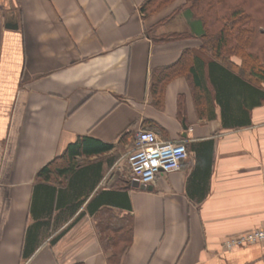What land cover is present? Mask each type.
I'll use <instances>...</instances> for the list:
<instances>
[{"label": "crops", "instance_id": "0c3cea01", "mask_svg": "<svg viewBox=\"0 0 264 264\" xmlns=\"http://www.w3.org/2000/svg\"><path fill=\"white\" fill-rule=\"evenodd\" d=\"M146 1L0 0V264H109L101 217L132 221L119 264H264L263 244L223 248L264 224V84L201 49L185 0L144 18ZM184 10L192 25L172 26ZM174 33L190 36L158 41ZM185 52L201 64L198 87L188 67L157 105L153 73ZM211 63L259 99L227 112ZM140 129L188 152L151 185L127 164ZM86 139L111 147L75 156L88 179L77 206L40 212L42 191L62 186L38 171ZM105 194L116 201L100 202Z\"/></svg>", "mask_w": 264, "mask_h": 264}, {"label": "trees", "instance_id": "16d2710c", "mask_svg": "<svg viewBox=\"0 0 264 264\" xmlns=\"http://www.w3.org/2000/svg\"><path fill=\"white\" fill-rule=\"evenodd\" d=\"M176 1L147 0L140 10L144 18H149ZM185 3L191 15L202 25L201 49L208 52L213 60L237 69L251 82L264 84V0H185ZM178 10L174 13L180 12ZM189 36L186 33H174L160 37L158 41H172ZM186 55L192 54L185 52L177 64L153 73L152 93L157 105L162 101L164 86L176 77L185 75L184 70L188 67L194 84L198 87L203 75L201 64L195 58L190 62ZM236 60L240 61L239 66ZM215 63H211V79L216 86L219 101L227 112L231 114L233 103L241 108L238 98L242 103L248 104L259 99L257 90ZM110 147L86 139L69 146L60 157L39 170L37 179L55 181L62 186L58 192L54 188L42 191L39 211L51 213L54 207L61 208L67 204H70V209L76 207L77 201L74 197L85 190L88 179L81 176L82 173H75V156L95 154L110 150ZM111 195L113 194H105L99 201L115 202L116 198ZM103 219L99 218L97 228L103 234L104 249L111 253L109 264H119L122 255L132 243V221L129 217Z\"/></svg>", "mask_w": 264, "mask_h": 264}, {"label": "built area", "instance_id": "2783aa9c", "mask_svg": "<svg viewBox=\"0 0 264 264\" xmlns=\"http://www.w3.org/2000/svg\"><path fill=\"white\" fill-rule=\"evenodd\" d=\"M185 141H164L148 129H140L135 135V145L127 155L131 175L142 185H151L159 174L178 171L187 159ZM253 244L264 245V224L255 231L244 232L227 238L225 250H233Z\"/></svg>", "mask_w": 264, "mask_h": 264}, {"label": "rangeland", "instance_id": "374dc122", "mask_svg": "<svg viewBox=\"0 0 264 264\" xmlns=\"http://www.w3.org/2000/svg\"><path fill=\"white\" fill-rule=\"evenodd\" d=\"M196 21H198L197 18L193 17ZM192 20H190L189 18V14L187 10H184L177 18H175L174 21H172V26L175 25L177 26V28H184L186 29V27L191 26ZM193 28H197L196 24L193 25ZM196 29H194L193 31H195Z\"/></svg>", "mask_w": 264, "mask_h": 264}]
</instances>
